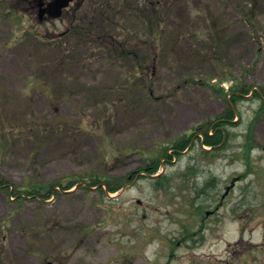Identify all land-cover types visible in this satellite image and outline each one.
<instances>
[{
    "label": "rangeland",
    "instance_id": "obj_1",
    "mask_svg": "<svg viewBox=\"0 0 264 264\" xmlns=\"http://www.w3.org/2000/svg\"><path fill=\"white\" fill-rule=\"evenodd\" d=\"M167 11L165 48L144 32L156 23L117 16L122 43L87 52L71 33L60 42L66 18L0 1V178L25 190L79 180L46 202L0 185V264H264V0H170ZM66 49L78 58L52 62ZM233 84L250 93L224 147L204 152L195 137L162 160L156 186L142 168L224 114ZM89 177L121 188L103 194Z\"/></svg>",
    "mask_w": 264,
    "mask_h": 264
},
{
    "label": "trees",
    "instance_id": "obj_2",
    "mask_svg": "<svg viewBox=\"0 0 264 264\" xmlns=\"http://www.w3.org/2000/svg\"><path fill=\"white\" fill-rule=\"evenodd\" d=\"M85 1H80L76 4L74 9L65 11L64 18L68 20L69 24L67 32L61 35L62 40L60 42L62 45L71 43L74 39L75 47L79 49L81 48L82 51L87 52H92L98 49L104 50L106 48L112 49L114 46L118 47L119 43H122L117 32L115 33V20L118 16L119 21L124 22L125 24L128 22L130 23L131 19L148 24L156 23L155 29L148 27L147 29H144V32L147 30L148 36L149 34L154 35L156 37L157 46L160 47L161 44L162 48H165V42L168 35L166 31H164V23L167 21V8L170 0H93V7L90 9L85 8L88 0L86 2ZM27 3L29 6H32L35 4V0H28ZM12 14H16V11L8 12V16H11ZM127 28L126 34L130 33L132 30L131 27ZM133 28L134 32H137L135 27ZM191 30L192 29H190V31ZM70 33L74 35L72 40H70L69 37L66 38L67 34ZM196 34L197 32L193 33L195 40L197 43H201V36ZM190 35L191 32L187 33L186 31H179V38L191 37ZM176 36L177 34L173 37L175 38ZM146 54L147 53H145V55ZM76 58H78V55H76L73 49H66L60 54L59 58H54L52 62L64 64L67 61L73 62L72 59ZM140 65L144 67L141 62ZM213 90H216L221 94L224 92V88L221 87L220 84L213 85ZM229 92L230 93L227 95L229 102H232L234 106L230 104L228 110L220 117L198 126L192 133L175 140L171 145L173 153L169 152L171 147L164 148L158 156L149 160L147 165L142 168V172H147V175L149 176L156 174L161 167L162 160L168 164L173 162L174 159H178L181 154L185 152V150L195 143V137L202 145V150L204 152H208L203 148L204 145L209 146L212 149H216V147L217 149L223 148L228 141V130L224 126L229 122H234L235 118L239 117V112L236 110V104L243 97H247V94L250 93V88L245 87L242 84H233ZM255 96L261 101H264V87L261 92L257 90L255 92ZM201 131H203V133H201ZM106 179V184H102V181ZM167 181V175H159L155 178V185L165 187L167 185ZM7 182V180L0 178V185L5 187L7 191L11 193V197L15 195L18 197V200L22 201L26 195H29L46 202L55 196L56 193H59V191H69L79 183V180L76 178H72L71 180H58L57 182L50 184L47 188L37 187L28 190L19 187L11 188ZM86 182L88 187L98 186L99 190L103 194H105V192H107V194L116 193L121 188V186H114L116 180L104 177H98L96 179L89 177V179H86ZM104 185H106V189L104 188ZM56 186L58 188L55 193L54 189ZM15 188L18 189V192L14 194L13 189ZM198 209H201V206H198L197 210ZM197 212L200 211L198 210ZM202 214L204 218L207 216L206 211H202Z\"/></svg>",
    "mask_w": 264,
    "mask_h": 264
},
{
    "label": "water",
    "instance_id": "obj_3",
    "mask_svg": "<svg viewBox=\"0 0 264 264\" xmlns=\"http://www.w3.org/2000/svg\"><path fill=\"white\" fill-rule=\"evenodd\" d=\"M43 1L41 0V5L43 6ZM73 0H53L48 3L46 8L41 7L39 12L40 19L43 18L45 13H48L50 17L56 18L62 15L63 9L67 7Z\"/></svg>",
    "mask_w": 264,
    "mask_h": 264
},
{
    "label": "flooded vegetation",
    "instance_id": "obj_4",
    "mask_svg": "<svg viewBox=\"0 0 264 264\" xmlns=\"http://www.w3.org/2000/svg\"><path fill=\"white\" fill-rule=\"evenodd\" d=\"M37 1H38V5H37V6H38V8L40 9V7H39V0H37ZM48 2H49V0L46 1L47 4H48Z\"/></svg>",
    "mask_w": 264,
    "mask_h": 264
}]
</instances>
